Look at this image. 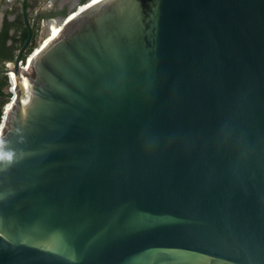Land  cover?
Returning <instances> with one entry per match:
<instances>
[{"label": "water", "instance_id": "95a60500", "mask_svg": "<svg viewBox=\"0 0 264 264\" xmlns=\"http://www.w3.org/2000/svg\"><path fill=\"white\" fill-rule=\"evenodd\" d=\"M81 9L27 72L24 3L0 264H264V0Z\"/></svg>", "mask_w": 264, "mask_h": 264}, {"label": "flooded vegetation", "instance_id": "af4514ba", "mask_svg": "<svg viewBox=\"0 0 264 264\" xmlns=\"http://www.w3.org/2000/svg\"><path fill=\"white\" fill-rule=\"evenodd\" d=\"M98 1L100 0H44V2L43 0H0V35L4 26L7 25V18L11 22L7 45L12 49L14 45V50L18 53L30 32V27L26 21L24 3L28 21L33 29L29 49L32 44L37 43L38 37L44 28L47 27L49 33V22L52 19L60 20L63 23L64 21L61 20L67 19L73 12H79L80 8L84 10V8H88V6ZM25 34L27 36L23 41ZM20 44H22L20 48H17ZM14 61L15 59L12 58H0V73H4V69L11 66ZM3 98L4 96H0V102Z\"/></svg>", "mask_w": 264, "mask_h": 264}, {"label": "trees", "instance_id": "16d2710c", "mask_svg": "<svg viewBox=\"0 0 264 264\" xmlns=\"http://www.w3.org/2000/svg\"><path fill=\"white\" fill-rule=\"evenodd\" d=\"M6 24L4 26L3 32L0 35V58H12L15 59V56L17 54L16 50H14V45H13V49L7 45V40L10 37L9 34V28L11 25V22L8 21V19L6 18ZM27 34L24 35L23 37V41L25 40ZM22 44H20L19 46H17V48H20ZM37 45V43H34L30 46V48L28 49L27 53H30L33 51L34 47ZM10 77L8 73H0V96H4V98L1 100L0 102V123L2 122V118H3V113H4V106L5 104L8 102V97L6 96L7 92L6 89L9 88L10 86Z\"/></svg>", "mask_w": 264, "mask_h": 264}, {"label": "bare ground", "instance_id": "6f19581e", "mask_svg": "<svg viewBox=\"0 0 264 264\" xmlns=\"http://www.w3.org/2000/svg\"><path fill=\"white\" fill-rule=\"evenodd\" d=\"M101 1V0H100ZM99 2V1H98ZM96 3V2H95ZM94 3V4H95ZM79 15V12H73L68 18H73L74 16H78ZM64 23H61L60 20H56V19H52L50 22H49V33H48V38L41 43L40 46H38V48L29 56L28 58V61H26L23 65V68L25 71H30L31 69V62L33 61L34 57L36 56V54H38L42 48H44L45 46H47L53 39H55L57 36H59L62 32V30L64 29ZM12 76H14V72L11 73ZM25 84L28 86V82L25 81ZM14 90L15 93H17V89L16 87L12 88ZM13 100L8 103L7 107H6V111H5V114H4V118H5V122L3 121L2 122V125H1V129H0V134H1V131H2V128H4L5 124H6V118H7V113L8 111L10 110L12 104H13Z\"/></svg>", "mask_w": 264, "mask_h": 264}, {"label": "clouds", "instance_id": "9594fccd", "mask_svg": "<svg viewBox=\"0 0 264 264\" xmlns=\"http://www.w3.org/2000/svg\"><path fill=\"white\" fill-rule=\"evenodd\" d=\"M30 153L12 147L5 138L0 136V173L8 172L14 165L22 162ZM2 195V194H0Z\"/></svg>", "mask_w": 264, "mask_h": 264}, {"label": "rangeland", "instance_id": "374dc122", "mask_svg": "<svg viewBox=\"0 0 264 264\" xmlns=\"http://www.w3.org/2000/svg\"><path fill=\"white\" fill-rule=\"evenodd\" d=\"M46 1V0H45ZM43 2H44V0H43ZM44 27H46V26H44ZM47 33H48V31H47V27L46 28H44L42 31H41V33H40V35H39V37H38V40H37V47L38 46H40L41 45V43L43 42V39L45 38V36L47 35ZM33 51H34V49H33ZM32 51V52H33ZM7 91H8V88L6 89Z\"/></svg>", "mask_w": 264, "mask_h": 264}, {"label": "built area", "instance_id": "2783aa9c", "mask_svg": "<svg viewBox=\"0 0 264 264\" xmlns=\"http://www.w3.org/2000/svg\"><path fill=\"white\" fill-rule=\"evenodd\" d=\"M48 37H49V36H48V34H47V35L45 36V38L43 39V42H44ZM37 48H38V47L35 46V47H34V51H35ZM34 51H33V52H34ZM33 52H32V53H33ZM25 62H26V61H25ZM25 62H24V63H25ZM11 73H12V72H10V74H11ZM11 101H12V99H11V100H8V102L5 104V106H4V113H5V111H6V107H7L8 103H10ZM4 113H3V115H4Z\"/></svg>", "mask_w": 264, "mask_h": 264}]
</instances>
